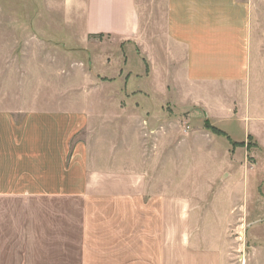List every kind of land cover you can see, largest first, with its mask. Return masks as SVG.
I'll list each match as a JSON object with an SVG mask.
<instances>
[{
    "label": "crops",
    "instance_id": "1",
    "mask_svg": "<svg viewBox=\"0 0 264 264\" xmlns=\"http://www.w3.org/2000/svg\"><path fill=\"white\" fill-rule=\"evenodd\" d=\"M72 2L83 10L87 36L128 45L155 38L162 49L140 53L153 71L161 60L177 83L234 88L229 112L215 100L218 113H208L230 124L237 140L219 129L233 142L251 136L260 143L264 0H147V7H164L158 35L142 22L144 0ZM203 101L195 96L186 103L205 107ZM90 116L82 109L0 105V264H264L263 225L261 245L244 259L232 249L238 200L230 181L174 178L171 156L164 157L163 177L156 158L145 175L141 150L127 144L130 131L121 118L97 141L79 140L94 131ZM209 193L213 203L205 200ZM230 196L232 204L223 205Z\"/></svg>",
    "mask_w": 264,
    "mask_h": 264
},
{
    "label": "rangeland",
    "instance_id": "2",
    "mask_svg": "<svg viewBox=\"0 0 264 264\" xmlns=\"http://www.w3.org/2000/svg\"><path fill=\"white\" fill-rule=\"evenodd\" d=\"M73 3L0 0V98L7 99L0 105L13 110L69 108L91 112L90 128L94 131L82 134L79 140L83 142L97 141L101 130L115 131L122 123L117 122L119 117L130 131L127 144L141 150L138 156L145 175L156 158L161 164L156 171L163 177L164 157L171 156L174 178L206 183L216 180L221 186L230 181L238 200L232 211L236 218L235 233L230 235L235 241L232 249L244 259L252 245L262 242L258 228L264 226V150L260 146H264V136L261 131L256 133L260 143L251 136L243 143L233 142L222 131L237 140L230 124L213 121L208 113H218L215 100L229 112L231 105L234 107L231 93L235 89L177 83L176 75L172 77L168 68L165 72L160 66L161 60L153 71L140 53L141 49L142 53L162 49L155 38L147 36L143 43L128 45L103 35L87 36L82 28L83 10ZM163 8L154 3L147 7L144 0L140 11L142 22L148 23L147 32L157 34L164 29ZM195 96L203 98L206 106L186 103ZM164 149L170 151L165 153ZM214 197L209 193L205 200L213 203ZM230 198V203L223 205L230 206Z\"/></svg>",
    "mask_w": 264,
    "mask_h": 264
}]
</instances>
